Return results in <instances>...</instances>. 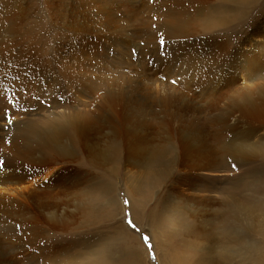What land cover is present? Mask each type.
I'll use <instances>...</instances> for the list:
<instances>
[{"label":"rangeland","instance_id":"1","mask_svg":"<svg viewBox=\"0 0 264 264\" xmlns=\"http://www.w3.org/2000/svg\"><path fill=\"white\" fill-rule=\"evenodd\" d=\"M116 1L114 6L129 9L123 21L118 22L116 17L119 27L115 24L112 33L106 30L89 33L91 29L84 28L78 36L75 34L77 31H66L69 16L54 7V0H0V113L8 115L14 112L3 124L0 123V126L4 125L0 128L5 134L0 153L3 154V149L7 148L6 157L17 164L24 163L20 157L27 153L25 146L34 143L41 134L43 110H49L56 104L69 109L75 105L76 89L73 88L76 84H62L58 78L51 79L47 71V67L61 55V49L75 39H79L87 50L86 56L82 57L87 60L84 63L93 65L73 82L87 76L95 78L93 82L98 88L89 100H85L90 102L86 111L98 106L101 96L115 97L116 93L124 91L126 80L130 79L134 99L118 102L122 114L112 119L111 124L114 126L117 119L125 132L132 131L129 129L168 127L166 134L161 130H151L144 135L133 131V144L118 150L116 147L111 149L107 135L109 127L100 125V136L93 134L86 143V149L73 153H77L75 162L53 164L55 169L72 170L74 176L85 174L86 183L82 188L76 185L74 199L82 200L81 204L85 203L88 210L80 209L74 217L72 202L64 201L55 209L65 217L64 222L59 223L56 219L49 220L48 215L43 217L33 203H27L24 210L36 216L31 222L32 228L40 229V220L44 228L38 230L41 233L36 238L28 239L24 228L12 226L13 232L20 233L19 245L26 248L25 254L23 252L15 258L18 263L22 260V264H31L26 255L44 257L53 249L66 246L68 251L64 257L68 259L60 264H208L202 263L203 259L199 257L203 243H208L210 250L217 254L209 256H218L213 264H264V48L254 55L249 42L264 34V0H204L190 12L188 38L167 41L164 37H157L154 46L149 44V36L156 26V18L151 16L149 7L155 0ZM61 3L64 9L65 4ZM9 25L13 28L11 43H7L4 35ZM200 39L209 45L206 51L201 49ZM185 40L194 44L199 52L201 63L197 73L204 72L202 75L209 77L213 64L214 72L221 78L223 86L219 87L218 95L215 94L218 100L212 109L205 99L212 95L209 90L213 84L205 87L204 81L183 76L179 43ZM131 41L142 49V56L136 55L143 59L141 63L133 57L137 52L133 54ZM210 46H215L214 56ZM125 52L131 53L130 61ZM146 65L151 68L144 73ZM142 78L155 92L138 83ZM227 92L233 94L230 102ZM166 94L184 97L177 101L178 104H183L186 98L191 109L200 111V114L189 113L181 122L152 114L154 109L167 104L162 100ZM244 105L251 111L254 106L259 110L258 116H254V124L245 118L249 124L247 128L237 125V120H242L240 107ZM137 111L145 119L152 118L151 124L144 125L129 117L130 113ZM24 115L29 117L25 123ZM212 115L217 122L207 131L204 125H208ZM9 120L12 122L8 123ZM225 120H231L232 124L223 125ZM198 128H202L201 131ZM113 140L114 145L117 139ZM56 152L53 149L54 155ZM42 153L41 149L29 152L34 160ZM188 155L191 156L187 157L188 161L193 160L205 168L212 163L215 167L200 171L183 169L179 162ZM50 158L55 159L53 155ZM0 160L2 164L3 159ZM49 176L50 173L46 174L43 181L34 184L39 186ZM63 190L74 192L72 187H64ZM26 193L24 190L20 194ZM58 197L61 199V193ZM175 197L188 206L198 205L204 210L211 207L215 215L212 219L220 216L218 212L224 204L236 200L254 210L256 222L251 225L241 218L230 224L231 216L226 213L220 217L221 225L217 222L211 226L208 232L211 233L210 240L204 230L194 237L186 233L184 225L194 222L191 224L203 229L206 223L199 222L202 210L195 214L194 221L189 218L180 222L172 217L170 210L165 211ZM21 216L25 219L27 215L23 211ZM228 230L230 235L226 236ZM16 252H13V259Z\"/></svg>","mask_w":264,"mask_h":264},{"label":"bare ground","instance_id":"2","mask_svg":"<svg viewBox=\"0 0 264 264\" xmlns=\"http://www.w3.org/2000/svg\"><path fill=\"white\" fill-rule=\"evenodd\" d=\"M203 1L204 0H183V1H179V0H155L154 3L149 7L151 16L156 18V26H154V29L151 30L152 33L149 36V44L154 46V44H155L154 40L157 37H164L167 41L173 40V39H176L178 41V40H181V39L186 38V37L188 38L189 36L187 34L190 30V17H189L190 12L192 10L197 9L199 4L202 3ZM54 2H55L54 7L56 9L60 10L65 15L69 16V22H67V20H66V22L68 23V27H67L66 31H70V30H72L73 32L77 31V33H75V34H77L78 36L81 34L80 31H82L84 28L91 29L89 31V33H92V32L97 33L100 30L101 31L106 30V31L112 33L113 29L115 28L114 25L117 24L116 27H119L118 22L123 21L126 18L128 11H129V9L126 6H114L113 2L116 3L117 2L116 0H54ZM61 2H64V4H65L64 9H62V3ZM116 17L118 18V22H117ZM0 19H1V10H0ZM150 28L151 27H149V30H150ZM12 31H13V28L11 25L6 27L4 30V35H5V39H6L7 43H11L10 36L12 35L11 34ZM121 31L124 32L123 27L121 28ZM107 39L108 38H106V40ZM112 40H113V37H112ZM119 41H120V39H119ZM249 42H250V49L252 50L251 52L254 55H256V53L259 49L264 48V34L261 33L258 40L252 42V39H251V40H249ZM112 43L115 44V43H117V41H112ZM130 43L133 46V49L136 50V51L133 50V54H135V52H137V54H135L133 57L137 58L136 55H139V57L142 56L141 55L142 49L137 46L138 44L135 43L134 41H131ZM167 43H170V42H167ZM179 44H180L182 53H181V58L180 57H178V58H180L182 60V63L184 64V66L181 68L182 71L184 72L183 76L186 75V77L195 78L199 82L202 80L206 83V84L204 83L205 87L213 84V88H211L209 90L212 92V95L208 99H205V100H207L209 107L212 109L216 105V103H217L216 101L218 100V98L215 97V94L219 93L220 89H221L219 87L223 86L220 83V79H221L220 76L218 78L217 74L214 72L213 64L211 65L210 74L208 73L209 77H206V75L205 76L202 75L204 72H198L197 73L198 65L201 62L199 63L200 57H199V52L196 49V46L192 43H189L188 41H186L184 43L180 42ZM202 44L203 45L206 44V45L203 46ZM60 45H62V44H60ZM91 45H92V43H91ZM200 46H201V49H203V50L206 49V46L209 47V45L204 40H201ZM213 47H215V46H210V49H211V52L214 56L215 52L213 53ZM216 48H217V50H219L218 47H216ZM61 50L60 51L63 54L61 53L60 56L58 55L59 58L54 60L52 62V64L48 66L49 68L47 67V71H48L49 75L52 77L51 79H53V78L57 79L58 78L62 82V84H65V83H68L70 85L76 84L73 88V89H76L75 90L76 94L74 96L75 105L69 109V108L65 107L63 104L62 105L56 104L54 107H52L49 110H43V114L41 115V124H40L41 134L36 138L34 143L27 144L25 146L27 153L23 154L20 157V159L22 161H24V163L17 164L14 161H12L9 157H6L5 152H6L7 148L3 149V151H2L3 154L0 153V159L1 158L3 159V163L0 164V264H22V262H21L22 260L20 261V263H18V261H17L18 259H16L15 257L18 255H21L26 248H24V246H22V245H19L20 233H16V232L12 231L13 225L21 226L22 228H24V234L28 239L29 238H36L38 236V234L40 235V233H41V232L39 233L38 230L41 231V229L44 228V224H43L42 220L39 221L40 229L36 230V229L32 228L31 222L36 219V216H35V214H30L24 210V206L27 203H29V202L33 203L35 209L38 210V212L40 214H42L43 217L45 215H48L49 220H55L56 219L57 222H59V223H63L65 220V217H64L62 212L59 214L58 212L55 211V209L59 208L57 206L61 205L62 202H64V201L72 202L73 216L74 217L76 214H79L78 212H80V209H87L88 208L85 205V203L81 204L82 200H80V199L75 200L74 199L76 194H77L76 193V185H78L79 187L82 188L86 183L85 174L80 172L82 174L74 176L73 174H71L72 170L65 169V168L63 169L62 167L55 169L56 167L55 166L53 167V164L60 163V164L64 165V164H71V163L75 162L74 159L77 157V153H75V154H73V153L76 150L86 149L87 148L86 143L89 141L90 137H92L93 134L95 136L96 135L100 136V134L98 132L100 125H107L109 127V131H108L107 135L109 136V139L111 141V149L116 147L118 150L129 148L130 144L131 145L133 144V140L135 138V134L133 131L142 132V133H138L140 135H144L143 133H148L151 130H161L163 134H166L168 131V127L165 126V127H160V128H154V129L153 128H139L137 130L129 129L132 131L125 132V129L120 128V124L118 125V123L116 121L117 119L114 120V122H116V124L114 126L111 124L112 119L117 118L122 114L121 107H119L117 105L118 102H120L121 100H124V99L129 102L130 100L134 99V97H133L134 89L131 85L130 79L126 80V82H127L126 83V89L124 91L116 93L117 96H115V97H114V95H103V96H101L100 98L102 99V101L98 104V106H96L92 111H86L85 109H86V107L90 106L89 105L90 102L86 103L85 100H89V97L95 91H98L96 84L93 82L95 80V78H88L87 76H85V77L81 78L79 81H75V82H73V81L76 77H79L81 74H83L88 69V67H91L93 64L91 63L90 65H88V64L84 63L87 60H86V58H82V57L86 56L85 53H87V50L85 49L84 46H81L79 39H75V40H73L72 43L66 44L63 47V49H61ZM128 52L127 53L125 52L126 53L125 56H126L127 60L130 61V59H132V55H131V53L128 54ZM111 54H115V52H111ZM205 55H206V52H205ZM206 56H208V55H206ZM139 57L136 59V62L141 63V61L143 59H141ZM162 58L163 57H161V59ZM49 59H51V58H49ZM155 59H157V58H155ZM163 60H165V59L163 58ZM176 61H177V59H176ZM174 62H175V60H174ZM254 63L256 64L257 61H254ZM147 64H149V63H147ZM154 65H155V63H154ZM160 65H161V63H160ZM172 66H173V64H172ZM205 66H207V65H205ZM208 66H210V65H208ZM150 68L151 67L146 65V67H145L146 70L144 71V73L145 72L147 73V71H149ZM157 68H158V66H157ZM174 68H175V66H174ZM45 69H46V67H45ZM139 70H140V68H139ZM30 72H32V71H30ZM38 72H39V70H38ZM49 75H48V77H49ZM135 76H134V78H135ZM144 76H143V78H144ZM176 76H179V75H176ZM161 77H163V76H161ZM143 78L138 80L139 82L138 81L137 82L141 83L143 85L149 86L150 83L148 85L145 84V82L147 83V81L144 82ZM40 80H42V79H40ZM186 84L188 85V81L186 82ZM149 88L152 92H155V90L152 87L149 86ZM224 89H225V87H224ZM189 92H191V91H189ZM225 92H226V90H225ZM197 93L199 94L200 92H197ZM226 95H227L228 100L230 102L233 94L227 92ZM204 96H206V95L204 94ZM212 96H213V98H211ZM180 98H184V97L166 94L164 97H162V100L165 101L167 104H165L159 108L154 109L152 111V114L162 115L163 119L169 118V120H176L178 122L185 121L184 119L187 117V115L189 113H192L193 115L200 114V111L191 109V107L189 106L190 103L186 100V98L184 99L183 104H178L177 101ZM196 101H198V100H196ZM196 101H195V103H196ZM76 107H79V109H77V111H76ZM254 108L255 109L251 111L247 105L240 107V114L242 116V120H237L238 126H242V127H246V128L249 126L248 121L245 118H248V120L252 124L255 123V117L254 116L255 115L258 116L259 110L255 106H254ZM13 114H14V112L9 113L8 115H5L4 113H0V123L4 122V120L6 121V119H9V117L12 116ZM129 117L138 119L144 125L151 124V122H152V118L145 119L143 117V114L141 112H138V111L130 113ZM14 118L16 119V117H14ZM23 120H24V123L27 122L29 120L28 115H24ZM22 122L23 121H21V123ZM215 122H217V121L214 119V115H212L208 120V125L203 124L205 130L210 131L215 126ZM17 123L20 124V122H17ZM222 124L229 126L230 124H232V121L231 120H225V121H223ZM1 126L3 127L4 125H1ZM15 127H16V125H15ZM201 129L202 128H198V130H200V131H201ZM213 132H214V130H212V133ZM4 135L5 134L3 133V131L0 128V146H1V140L4 139ZM127 138H128V141H127ZM113 139H117V143H115L114 145H113V141H114ZM73 140L76 141V144L74 143ZM156 148L160 149V146H157ZM39 149L43 150V153L37 159H35V160L32 159L30 157L29 152L31 150L37 151ZM53 149L57 150L55 155L53 154ZM131 151L135 152V149H131ZM50 155H53L55 159H51ZM187 157H191V156H189V155L183 156V161L179 162L183 169L187 168L188 170H192L194 168L193 171L194 170L200 171V170H204L206 168L215 167L211 163L208 165L209 167L205 168L204 166L199 165L197 162H195L193 160L188 161ZM0 161H2V160H0ZM190 162H191V164H190ZM202 167H204V168H202ZM48 173H50V176H49L50 178L47 181L43 182L39 186L34 184V183L37 184L38 181H41L43 179V177H45L46 174H48ZM64 187H72L74 189V192L73 193L65 192L63 190ZM24 190H26L27 193L25 195H21L20 193H22ZM175 190L177 191V188ZM195 192H196V190H195ZM58 193H61V199H59ZM180 195H181V193H180ZM195 196H196V194H195ZM196 198H197V196H196ZM206 201H207V199H206ZM233 201H234V203L232 202V203L224 204L223 209L220 208V209H222L218 212V213H220V216L216 219H212L213 212L211 211V207L210 208L206 207L207 209L204 210L203 209L204 207L201 209V207H199L198 205H196V206L194 205L193 207L188 206L186 203H183L182 201H180L178 199V197H175L174 200H171L168 203L165 211L170 210L172 212L173 218L175 217L178 219V221H180V222L184 221L185 222V220H187L189 218L191 220H193V219L195 220V217H197L195 214L202 210L201 220H199V222H201V223L205 222L206 223V224H204V228L202 229L199 225H198L199 227L196 226L195 224L193 225L191 223H194V222H191L188 225H187V223L186 224L184 223L185 224L184 225L185 230H186L187 234L191 233L194 235V237H196L200 232L202 233V230H204V232L206 234H208L205 236L209 237L210 236L209 234H211V233H208V232L211 230V226L216 224L217 222L220 224L221 223L220 217L222 215L224 216L226 213H228L231 216L230 224L233 222H238L241 218L251 225H253L254 222H256L255 221L256 217L254 216L255 213L253 215L254 210L252 211V209L245 203H238V201H236V200H233ZM208 203H207V205H208ZM50 205L51 206L53 205V206L51 207ZM186 205H187V207L185 208ZM241 206H244V207H241ZM53 207H55V208H53ZM199 208H200V210H199ZM218 210L219 209L214 210V211H218ZM23 211H24V214L27 215L25 217V219L23 218V216H21V213ZM78 217H79V215H78ZM199 219H200V217H199ZM201 223H199V224H201ZM206 227H208V229ZM54 228H56V227H54ZM56 229H58V228H56ZM58 230H60V229H58ZM229 235H230V233L228 230V232L226 233V236H229ZM210 239H211V237H209V240ZM202 246H204V247L199 253V257H201L203 259L201 262L202 263H208V264L215 263V261L218 260V256H216V257L211 256L210 257L209 254L210 255L211 254L217 255V254L214 251L210 250L208 243H203ZM67 249H68V247L62 246L58 250L57 249H53L52 251L49 250L50 252H48L44 257H38V256H34L32 254H29L28 256L26 255L25 257H26V260L29 261L31 264H48L50 262H54L55 264H60L65 259H68L67 257L66 258L64 257L68 251ZM16 250H17V252L14 255V259H13L12 258L13 252ZM27 250L30 252L29 248H27ZM25 252H24V254H25ZM27 257H29L30 259ZM63 257H64V259H63ZM72 258H74V257H72ZM71 261H73V260L71 259Z\"/></svg>","mask_w":264,"mask_h":264},{"label":"snow or ice","instance_id":"3","mask_svg":"<svg viewBox=\"0 0 264 264\" xmlns=\"http://www.w3.org/2000/svg\"><path fill=\"white\" fill-rule=\"evenodd\" d=\"M8 123H11V120H9ZM129 223H131V222H129ZM147 240H148V238L145 237V241H146V242H147ZM154 258H155V257H153V259H154Z\"/></svg>","mask_w":264,"mask_h":264}]
</instances>
